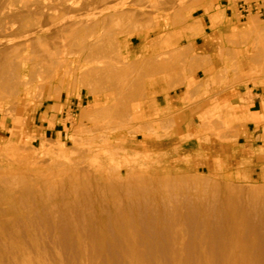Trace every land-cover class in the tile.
Wrapping results in <instances>:
<instances>
[{
	"label": "rangeland",
	"instance_id": "obj_1",
	"mask_svg": "<svg viewBox=\"0 0 264 264\" xmlns=\"http://www.w3.org/2000/svg\"><path fill=\"white\" fill-rule=\"evenodd\" d=\"M253 1L239 19L232 0H0V264H264V180L153 143L171 135L133 113L136 65L193 63L181 45L192 17L227 6L237 26L220 58L233 78L222 116L200 130L234 139V100L264 83V0ZM80 92L61 137L34 141L38 107Z\"/></svg>",
	"mask_w": 264,
	"mask_h": 264
},
{
	"label": "crops",
	"instance_id": "obj_2",
	"mask_svg": "<svg viewBox=\"0 0 264 264\" xmlns=\"http://www.w3.org/2000/svg\"><path fill=\"white\" fill-rule=\"evenodd\" d=\"M213 12L215 21L219 19L220 22H211ZM189 26L194 34L181 45L195 56L194 62L160 65L152 60L151 65H136L140 68L141 96L133 100V113L142 121L156 120L160 125L157 132L171 135L153 143L183 149L201 167L216 169L217 165H222L234 175L264 180V83L248 85V92H242L246 94L245 103H240L237 98L234 100L237 105L234 139L221 141L214 136H205L200 130L203 119L212 114L222 116L223 106L227 103L223 101L224 86L230 84L233 71L231 65H222L220 54L226 31L237 26L232 9L226 6L200 13L192 17ZM140 48L144 57L146 47L141 44ZM79 100H84L81 92L78 97L69 95L63 101L40 105L29 123V131L38 136L34 141L61 137L65 131L62 111ZM54 105L61 109L54 111L50 108Z\"/></svg>",
	"mask_w": 264,
	"mask_h": 264
},
{
	"label": "built area",
	"instance_id": "obj_3",
	"mask_svg": "<svg viewBox=\"0 0 264 264\" xmlns=\"http://www.w3.org/2000/svg\"><path fill=\"white\" fill-rule=\"evenodd\" d=\"M232 2L236 5L239 19H244L253 11L255 13L258 11L257 3L253 0H232ZM77 106L78 103L69 104L68 107L65 109V116L70 113V117H74V111L76 110Z\"/></svg>",
	"mask_w": 264,
	"mask_h": 264
},
{
	"label": "bare ground",
	"instance_id": "obj_4",
	"mask_svg": "<svg viewBox=\"0 0 264 264\" xmlns=\"http://www.w3.org/2000/svg\"><path fill=\"white\" fill-rule=\"evenodd\" d=\"M65 4H66V3H65ZM69 5H70V4H68V6H69ZM3 6H4V5H3ZM30 6H31V5H30ZM66 6H67V5H66ZM1 7H2V5H1ZM7 7H8V6H7ZM27 7H28V6H27ZM27 7H26V8H27ZM22 8H23V7H22ZM26 8H25V9H26ZM4 10H5V9H4ZM22 10H23V9H22ZM38 10H39V9H38ZM2 12H3V11H2ZM30 12H32V11H30ZM30 12H29V13H30ZM151 12H152V11H151ZM35 13H36V12H35ZM35 13H31V14H35ZM114 13H115V12H114ZM26 14H27V13H26ZM213 14H214V12H213ZM6 15H7V14H6ZM16 15H18V14H16ZM24 15H25V14H24ZM112 15H113V14H112ZM0 16H1V14H0ZM31 17H32V16H31ZM215 17H216L215 14L212 15V16L210 17V20H211V21H215ZM1 18H2V17H1ZM16 18H17V17H16ZM1 20H2V19H1ZM250 20H251V19H250ZM254 20H255V19H254ZM254 20H253V23H254ZM19 21H20V20H19ZM20 22H21V21H20ZM251 23H252V21H251ZM44 26H45V25H44ZM44 26H43V27H44ZM253 26L255 27V24H254ZM26 27H27V26H26ZM39 27H40V26H39ZM254 27H253V28H254ZM31 28H32V27H31ZM263 28H264V27H263ZM44 29H46V28H44ZM0 30H1V29H0ZM2 31H4V30H2ZM31 32H32V31H31ZM33 32H34V30H33ZM251 32H252V31H251ZM262 32H264V30L261 31V33H262ZM25 33H26V32H25ZM28 33H29V32H28ZM246 33H248V32H246ZM0 34H1V33H0ZM25 35H26V34H25ZM246 35H247V38H248V34H246ZM260 35H261V34H260ZM19 37H20V35H19ZM23 37H24V35H23ZM25 37H26V36H25ZM14 39H15V38H14ZM18 39H19V38H18ZM23 39H25V38H23ZM256 39H257V38H256ZM12 41H13V40H12ZM27 41H28V40H27ZM27 41H26V42H27ZM12 43H13V42H12ZM19 43H20V40H19ZM19 43H18V44H19ZM23 43H24V41H23ZM4 44H5V42H4ZM6 44H7V42H6ZM16 44H17V43H16ZM94 44H95V43H94ZM261 44H262V43H261ZM8 45H9V44H8ZM4 46H5V45H4ZM12 46H13V45H12ZM14 46H15V43H14ZM91 46H92V45H91ZM8 47H10V46H8ZM261 47H262V46H261ZM261 47H260V48H261ZM83 48H84V47H83ZM5 49H6V46H5ZM8 49H10V48H8ZM8 49H7V50H8ZM85 50H86V49H85ZM95 50H96V48H95ZM257 50H258V49H257ZM89 51H90V50H89ZM261 51H264V50L261 49ZM261 53H263V52H261ZM259 54H260V53H257V55H258L257 57H260ZM252 58H253V57H252ZM252 58H251V59H252ZM93 59H95V58H92V60H93ZM103 59H104V58H103ZM253 59H254V58H253ZM256 59H257V58H256ZM10 60H14V59H10ZM87 60H88V59H87ZM100 60H101V59H100ZM254 60H255V59H254ZM254 60H253V61H254ZM93 61H94V60H93ZM95 61H97V60H95ZM260 61H261V60H259V61L257 60V62H260ZM3 62L5 63V61H3ZM100 62H101V61H100ZM100 62H99V63H100ZM12 63L14 64V61H13ZM12 63H11V64H12ZM4 65H5V64H4ZM99 65H101V64H99ZM5 66H6V65H5ZM9 66H11V65L9 64ZM15 66H17V65H15ZM15 66L12 65L11 68L14 69L13 67H15ZM19 66H20V65H19ZM0 67H1V65H0ZM3 67H4V66H3ZM9 69H10V68H9ZM4 70H5V69H4ZM14 70H15V69H14ZM89 70H90V69H89ZM11 71H12V70H11ZM1 72H2V70H1ZM3 72H4V71H3ZM4 73H5V72H4ZM10 73H11V72H10ZM35 73H36V72H35ZM35 73H34V74H35ZM6 74H7V73H6ZM12 74H13V76H10L11 74H9V77H14V74H15V73H12ZM86 75H87V74H86ZM7 76H8V75H7ZM0 77H1V76H0ZM2 77H3V76H2ZM4 77H5V76H4ZM28 77H29V76H28ZM6 78H7V77H6ZM10 79H11V78H10ZM28 79H29V78H28ZM0 80H1V79H0ZM3 80H4V78H3ZM9 81H10V80H9ZM9 81H8V83H9ZM2 83H3V81H2L0 84H2ZM8 83H6V84H8ZM12 84H16V83H12ZM2 85H3V84H2ZM24 85H25V83H24ZM4 86H5V88H6V85H4ZM4 86H3V87H4ZM9 86L12 88L14 85H11V82H10V85H9ZM16 86H17V84H16ZM1 87H2V86H1ZM10 87H9V88H10ZM14 87H15V86H14ZM16 88H17V87H16ZM5 90H6V89H5ZM7 90H8V89H7ZM12 90H13V89H12ZM13 91H14V90H13ZM0 92H1V91H0ZM2 93H3V92H2ZM15 93H16V92H15ZM6 94H8V92H7ZM10 94H11V93H10ZM13 94H14V93H13ZM16 94H17V93H16ZM4 96H5V95H4ZM4 96H3L2 98H5ZM7 96H8V95H7ZM10 96H11V95H10ZM15 96H16V95H15ZM13 97H14V96H13ZM8 99H9V98H8ZM12 106H13V105H12ZM8 108H9V107H8ZM6 111H7V110H6ZM11 112L13 113V111H11ZM11 112H9V113H11ZM9 113H8V114H9ZM6 114H7V113H6ZM9 115H10V114H9ZM11 115H12V114H11ZM150 129H152V128H150ZM72 139H73V138H72ZM65 158H66V156H65ZM75 164H76V163H75ZM77 164H78V163H77ZM79 164H80V163H79ZM81 166H82V165H81ZM76 167H77V166H76ZM80 169H81V168H80ZM74 171H75V170H74ZM70 173H71V172H70ZM81 178H82V177H81ZM68 179H69V176H68ZM55 180H56V179H55ZM75 180H76V179H75ZM75 180H74V181H75ZM78 180H79V179H78ZM78 180H77V181H78ZM59 182H60V181H59ZM70 182H71V181H70ZM61 183H62V182H61ZM61 183H60V184H61ZM86 184H87V183H86ZM61 185H62V184H61ZM50 187H51V186H50ZM48 188H49V187H48ZM50 189H51V188H50ZM60 190H61V189H60ZM25 192H27V191H25ZM77 193H78V192H77ZM246 195H247V194H246ZM248 196H249V195H248ZM249 197L251 198V196H249ZM250 198H249V199H250ZM250 200H252V199H250ZM229 202H230V201H229ZM233 210H234V209H233ZM233 212H234V211H233ZM232 215H233V214H232ZM237 215H238V214H237ZM233 217H234V216H233ZM239 217H240V216H239ZM227 221H229V220H227ZM226 223H227V222H226ZM232 223H233V222H232ZM228 224H229V223H228ZM238 226H239V225H238ZM225 235H226V234H225ZM229 237H230V236H229ZM224 239H225V238H224ZM226 241H227V240H226ZM227 243H228V242H227ZM229 243H230V242H229ZM232 244H233V243H232ZM237 245H238V244H237ZM173 246H174V244H173ZM175 246H176V245H175ZM226 246H227V245H226ZM230 246H231V245H230ZM237 247H238V246H237ZM224 248H225V246H224ZM227 248H228V247H227ZM225 249H226V248H225ZM228 249H229V248H228ZM177 250H178V249H177ZM226 251H227V250H226ZM228 252H229V250H228ZM226 258H227V257H226ZM227 259H228V258H227Z\"/></svg>",
	"mask_w": 264,
	"mask_h": 264
}]
</instances>
